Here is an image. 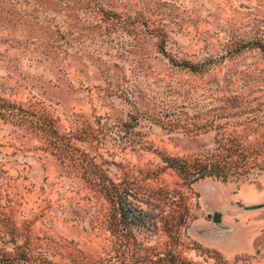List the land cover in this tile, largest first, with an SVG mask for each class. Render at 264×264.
<instances>
[{"label":"rangeland","instance_id":"obj_1","mask_svg":"<svg viewBox=\"0 0 264 264\" xmlns=\"http://www.w3.org/2000/svg\"><path fill=\"white\" fill-rule=\"evenodd\" d=\"M233 144L226 179L166 161ZM20 254L264 264V0H0V264Z\"/></svg>","mask_w":264,"mask_h":264},{"label":"trees","instance_id":"obj_2","mask_svg":"<svg viewBox=\"0 0 264 264\" xmlns=\"http://www.w3.org/2000/svg\"><path fill=\"white\" fill-rule=\"evenodd\" d=\"M238 145H227L226 150H228L227 154H224L222 157H219L215 160H198L195 159L192 162H186L183 159H177L176 157H168L166 161L175 167H177L180 171L185 173H194L195 178L203 177L206 175H214L216 177H221L222 179H226L230 175L237 172L238 168L242 167L247 159L248 155L242 149L238 150ZM238 153V158L236 159H228L227 156L230 153ZM5 264H27V258L24 254H20L18 256H4Z\"/></svg>","mask_w":264,"mask_h":264},{"label":"water","instance_id":"obj_3","mask_svg":"<svg viewBox=\"0 0 264 264\" xmlns=\"http://www.w3.org/2000/svg\"><path fill=\"white\" fill-rule=\"evenodd\" d=\"M209 217H212V220L214 222H219L221 219V212L220 211H214L213 213H208Z\"/></svg>","mask_w":264,"mask_h":264},{"label":"crops","instance_id":"obj_4","mask_svg":"<svg viewBox=\"0 0 264 264\" xmlns=\"http://www.w3.org/2000/svg\"><path fill=\"white\" fill-rule=\"evenodd\" d=\"M221 216H222V214H221Z\"/></svg>","mask_w":264,"mask_h":264}]
</instances>
